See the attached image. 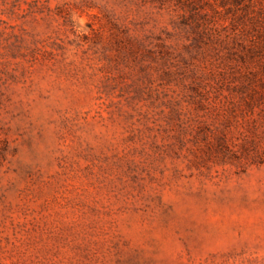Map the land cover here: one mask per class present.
<instances>
[{"label":"rangeland","instance_id":"1","mask_svg":"<svg viewBox=\"0 0 264 264\" xmlns=\"http://www.w3.org/2000/svg\"><path fill=\"white\" fill-rule=\"evenodd\" d=\"M0 264H264V0H0Z\"/></svg>","mask_w":264,"mask_h":264},{"label":"trees","instance_id":"2","mask_svg":"<svg viewBox=\"0 0 264 264\" xmlns=\"http://www.w3.org/2000/svg\"><path fill=\"white\" fill-rule=\"evenodd\" d=\"M229 1H232L234 3H238L240 0H229Z\"/></svg>","mask_w":264,"mask_h":264}]
</instances>
